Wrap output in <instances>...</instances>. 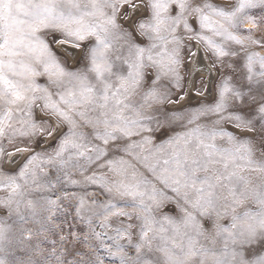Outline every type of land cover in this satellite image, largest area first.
I'll return each mask as SVG.
<instances>
[{
    "label": "snow or ice",
    "instance_id": "obj_1",
    "mask_svg": "<svg viewBox=\"0 0 264 264\" xmlns=\"http://www.w3.org/2000/svg\"><path fill=\"white\" fill-rule=\"evenodd\" d=\"M0 264H264V0H0Z\"/></svg>",
    "mask_w": 264,
    "mask_h": 264
},
{
    "label": "rangeland",
    "instance_id": "obj_2",
    "mask_svg": "<svg viewBox=\"0 0 264 264\" xmlns=\"http://www.w3.org/2000/svg\"><path fill=\"white\" fill-rule=\"evenodd\" d=\"M199 80H200V78L197 77V81H196V85H195L196 88H199V87H200V82H199ZM194 91H195V89H194ZM193 96H194V95H193ZM190 102H191L192 104H195V103L197 102V98L194 96V97L191 99Z\"/></svg>",
    "mask_w": 264,
    "mask_h": 264
},
{
    "label": "bare ground",
    "instance_id": "obj_3",
    "mask_svg": "<svg viewBox=\"0 0 264 264\" xmlns=\"http://www.w3.org/2000/svg\"><path fill=\"white\" fill-rule=\"evenodd\" d=\"M193 97H194V96H193ZM193 97H192V98H193Z\"/></svg>",
    "mask_w": 264,
    "mask_h": 264
}]
</instances>
